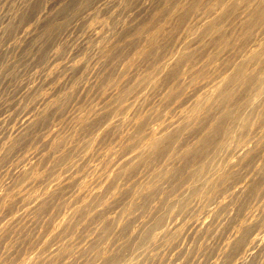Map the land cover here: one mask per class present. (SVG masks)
<instances>
[{
    "label": "rangeland",
    "instance_id": "rangeland-1",
    "mask_svg": "<svg viewBox=\"0 0 264 264\" xmlns=\"http://www.w3.org/2000/svg\"><path fill=\"white\" fill-rule=\"evenodd\" d=\"M215 1L0 0V264H21L35 254L43 259L36 264H87L106 238L105 255L129 264H233L241 236L236 227L256 208L258 216L243 234L245 241H256L239 264H264V148L251 141L254 149L245 157L244 150L232 148L227 158L233 174L207 205L192 196L178 201L185 188L181 177L204 149L183 158L167 159L161 151L132 158L138 131L147 133L151 125L170 123L169 133H179L176 149L196 143L206 129L207 119L175 131L180 112L192 111L203 92L200 77L190 84L192 73H184L188 58L194 68L208 61L210 71L221 69L239 55L245 30L251 38L264 37V22L241 24L237 5L220 23L229 38L225 48L219 49L215 31L184 48L189 29L214 15L209 7ZM183 50L179 60H170ZM161 63L164 71L144 88ZM182 83L188 84L183 90ZM125 88L131 91L119 98ZM120 165L126 174L113 182ZM160 168L168 169L166 177L156 175ZM152 177L157 187L138 198L137 188ZM131 200L137 204L123 217ZM164 203H173L169 225L178 234L158 237L140 253L132 243L142 222ZM227 239L231 246L223 253Z\"/></svg>",
    "mask_w": 264,
    "mask_h": 264
},
{
    "label": "bare ground",
    "instance_id": "bare-ground-1",
    "mask_svg": "<svg viewBox=\"0 0 264 264\" xmlns=\"http://www.w3.org/2000/svg\"><path fill=\"white\" fill-rule=\"evenodd\" d=\"M214 5L217 6L216 10L219 9L217 12H214L212 10L214 8ZM237 5H239V7H242L241 13H237L243 14V16L241 15L242 17L240 16L241 18H239V20H241V24L248 23L249 25L250 21L252 24H261L264 22V0H216L215 3L211 4V7H209V13L214 15L210 16L208 14L210 16L209 18L207 17V15V18L204 17L202 20L197 22L194 25V27L196 28L195 31L192 30L193 27L189 29L188 35L191 36L189 40H187V38L185 39L187 40L185 41L187 43L184 48L188 47V45L191 44V41L193 42L196 38L208 37L214 31L217 33L216 35H218L216 38V42L218 43L219 49L225 48L229 43V38L225 35L226 33H221L223 26H221L220 23L225 15H233V13L238 8ZM182 11H184V9ZM180 18L182 19V17ZM262 28L264 29V27ZM248 30L244 31V33H246V38L248 39H246V41L243 43L240 42V46L238 45V47L240 48L238 52L239 55L231 61L229 58L227 63H223V67L222 65L218 67H222L221 69L216 70L215 68L210 71L209 68H206L208 61L199 68H194L195 60H193L192 58H188L185 61L186 67L184 68V73H192V77L189 83L193 84L194 80L196 81L197 78L200 77V81H198V87L201 88V90L203 89V92L202 94H198L194 98V102L191 107L192 111L184 109L188 112L185 113V111H183L182 114L180 112V115L177 119V126L175 131L181 132L183 130V127H186L187 124H190V122L193 120L196 121L195 123H201L203 120L207 119L206 129L197 135L196 143H185L182 144L178 149H176L174 144L177 141L176 139L179 137V133L177 135H171V133H169L170 123H166L165 126L161 124L162 126L160 128L151 125L152 127H150L147 133H140V130L138 131L139 134L136 145L138 151L133 154L132 158L139 157L145 159L146 157L150 156V154H153L156 151L163 152L167 159H169L173 154L178 155L179 158H183L191 151L204 149L203 158H199L198 160L194 161L190 168L186 171V173H184V175L181 177V182L185 184V188L183 191L184 194H181V196L178 198V201L182 199H188L190 198L189 196H192L198 198L202 202V204L207 205L210 203V201L212 202L216 200L223 188H226V180L233 174V171L231 169L232 162L229 157L227 158L229 151L232 148L239 147L241 148V150H244L241 156L245 157L247 153L254 149L253 146L252 148L249 145L251 141H254V143L256 144L255 147L259 146L261 148H264V37L251 38ZM230 35L231 34H229V36ZM214 37L212 36V38ZM237 37L238 36H236V38ZM148 39L149 37H147V40ZM153 40L151 43H153ZM184 52V50L175 52L170 57V60L173 59L174 62L179 60ZM218 53L219 52H216L214 55H211L209 59L210 63L217 60ZM139 56L141 57V55ZM165 67L166 64L161 63V65H159V67L156 69V72H154V74L151 73L154 76L153 81L143 83V87H151L157 80V77L155 76H159V74L164 71ZM175 75V72H171L169 74L170 77H174ZM185 86H188V84L182 83V90ZM238 88H244L245 91L240 93L238 91ZM130 91V88L121 89V91L119 92V98L124 97ZM201 107L206 108L208 112L210 111V114L208 115L207 112L206 114L200 115L198 113L199 111L197 113H194V111L199 110ZM215 108L218 109L217 113L211 114V111H213L212 109ZM183 113L185 114L183 115ZM181 115L185 117V121H189H179ZM156 117L159 118L158 115H156ZM211 132H215L213 133L214 137L212 138L208 136L209 134H211ZM167 172V168H160L158 169L156 175L160 177H166L168 175ZM125 174L126 169L124 165L116 167L112 175L113 182L115 181L117 176ZM157 181L158 180L153 179V177L149 180L143 181L136 190V196L139 198L143 195V193L148 194L154 191V189L157 187ZM57 185L58 183L54 186V188L57 187ZM44 196H42L39 200L43 201ZM91 196L92 199H95V196H97V194L91 193ZM175 199L173 200L176 202ZM173 200L172 202H174ZM129 202L130 203H128V206L123 209V217L130 213L131 208L137 204L135 200H131ZM88 203L89 202L85 203L84 205H88ZM172 206L173 203L162 204L157 212L154 213L153 219L151 221L142 222L141 228L138 232L139 235L137 236V239L132 243V247L134 246L135 248L140 249V253H147L149 248L156 244L157 239H159L158 237L161 238L167 236L170 238L172 235L178 234L176 230L173 231L174 227H171V225H169L171 217L174 213H176L174 211L175 209H173ZM257 216L258 213L256 208L251 210L248 213L247 218L237 225L235 231L236 236L237 238L239 235L241 236L238 240V248L236 247L237 250H235L236 258L233 264H239L248 258L249 243H254L256 240L252 239L250 241H245V236L243 234L247 231V227L253 221H255L254 219H256ZM114 221L115 219L112 220V222ZM120 222L121 220L117 221L116 226H118ZM104 224L105 223H103L102 226ZM198 225V228H201L205 225V223L201 222ZM231 241L232 239H227L223 253L229 252ZM109 247L110 240L106 238L101 246L92 254V257L87 262V264H106L107 262H109V264L130 263L123 262V259L110 260L112 257H107V255H105L107 252V248ZM51 257H49L47 260L50 261ZM40 259H42V256L39 257V255L35 254L33 256L26 257L21 264H36L37 262L39 263Z\"/></svg>",
    "mask_w": 264,
    "mask_h": 264
}]
</instances>
